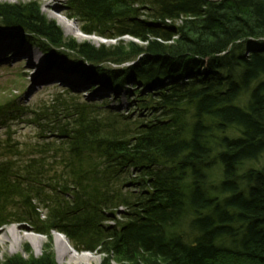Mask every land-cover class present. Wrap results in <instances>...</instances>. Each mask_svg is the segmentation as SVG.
<instances>
[{
    "label": "trees",
    "instance_id": "obj_1",
    "mask_svg": "<svg viewBox=\"0 0 264 264\" xmlns=\"http://www.w3.org/2000/svg\"><path fill=\"white\" fill-rule=\"evenodd\" d=\"M66 8L85 34L141 43L67 40L35 1L0 3V39L31 34L49 62L117 101L130 88L132 104L153 118L127 124L131 114L108 99L43 112L64 166L56 185L44 181L57 195L39 188L43 158L7 160L0 136V225L35 218L36 232L98 251L101 264H264V0H68ZM120 206L124 220L106 224ZM52 248L0 264H59Z\"/></svg>",
    "mask_w": 264,
    "mask_h": 264
},
{
    "label": "rangeland",
    "instance_id": "obj_2",
    "mask_svg": "<svg viewBox=\"0 0 264 264\" xmlns=\"http://www.w3.org/2000/svg\"><path fill=\"white\" fill-rule=\"evenodd\" d=\"M29 1L37 2L47 18L56 21L63 30L67 40L72 38L78 43L87 41L96 46L102 44L113 45L119 41L139 42L130 35L122 36L118 39H105L100 36L83 33L80 29L81 22L68 16L69 12L66 8L68 0H55L51 5L47 4L45 0H0V3H23ZM58 17H67L72 22H75L80 31L87 37L79 38L75 34L66 31L58 22ZM144 18L147 19V16ZM30 39H32L31 34L22 31L18 32L17 30H13V32H10V35L0 39V136L3 140L8 141L9 144L8 150L5 151V158L7 160L15 161L18 163L17 165H24L32 159L43 158L41 161H45L47 173L43 177L39 188L41 187L47 194H54L56 192L52 188L46 187L44 181H49L50 184L56 185L58 178H61L64 173V166L60 162V150L53 148L56 147V139L53 135H49L53 127L51 126L52 122H50V119L43 112L61 111L71 107L74 103L103 106L104 101L108 99L106 102L111 107H115L123 114H131V119L127 124H131L132 126H135L140 121L143 122L142 120L146 122L148 119H152L153 117L151 116L154 113L142 111L138 105L132 104L127 95V90H130V88L120 90V94L118 95L119 100L117 101L115 99L116 96H113L112 92L107 91L104 86H98L99 82H96L97 84L93 83L94 85L91 84L93 86L88 85L85 79L78 74L70 73L56 63L49 62L50 57L38 47L39 42L34 39V36V40L31 41ZM53 48L60 55L65 56L67 60L80 59L79 61L82 62L81 56L79 57L74 51L65 47ZM33 54L35 55V59L32 58ZM85 63L89 64L88 62ZM125 64L127 65L128 63L116 64L108 62L103 66L116 68L125 66ZM39 65L41 66L39 67ZM79 82L80 85H77ZM141 88V86L134 87L138 92V96L149 98L151 92H147L146 90L144 92L140 90ZM142 92H144L143 95H141ZM13 102L15 103V108L18 110L13 109V111H8L2 109L4 106L10 109L13 108ZM93 108L97 109L98 107ZM97 110L98 114L102 113V109ZM32 112H40V115L36 117ZM93 112L90 113V115L93 114L92 117L99 116L96 115V110L95 113ZM99 117L102 118V115ZM41 147L45 151H40L39 148ZM263 160L264 158L261 161ZM261 165V162L255 163L256 167H260ZM22 174L25 173L23 172ZM54 176L59 177L55 178ZM134 177L135 175H131L128 180ZM13 198L17 201L22 200L16 195ZM43 199H46V197H43ZM39 211L42 220L47 214V208L40 205ZM125 212H127L126 207L120 206L115 213V219L108 220L106 224L113 225L116 224L117 220H124L123 216ZM15 226L21 227L20 231L23 236L29 232L38 233L34 230L35 218L32 219V217L29 221H16L0 225V234L2 236L0 238V262H3L7 257L17 254L25 258L31 254L35 257H40L49 244H52V250L57 263H59V260L61 261L59 264H101L104 258V255L98 251H76L71 245L74 251L73 255L60 251L54 232L50 236L38 233L44 235L42 243L35 242L34 244L29 240H24L15 247L14 241L17 238L13 234ZM85 256L89 258H85Z\"/></svg>",
    "mask_w": 264,
    "mask_h": 264
},
{
    "label": "bare ground",
    "instance_id": "obj_3",
    "mask_svg": "<svg viewBox=\"0 0 264 264\" xmlns=\"http://www.w3.org/2000/svg\"><path fill=\"white\" fill-rule=\"evenodd\" d=\"M47 2V4L51 5L55 0H45ZM58 22L64 27V29L66 31H69L70 33H73L75 34L76 36H78L79 38H85L87 37L86 35H84L78 25L75 23V22H72L71 20H69L67 17H58ZM12 48H17V47H12ZM32 58L35 59V55L33 54L32 55ZM37 61V59H36ZM38 62V61H37ZM39 63V62H38ZM41 65H39L40 67ZM63 77V76H62ZM61 77V78H62ZM64 79V78H63ZM77 85H80V82L79 84ZM20 226H15L14 231H13V234L14 236H16V240L14 241V245L15 247L20 243V242H23L24 240H29L30 242H33L35 244L36 243H42L43 240H44V235L42 234H38V233H27L25 234L24 236L22 235L21 231H20ZM55 234V239H56V242H57V245L59 246V249L60 251H63L65 253H70V255L74 253V251L72 250L70 244H69V241L67 240V238L61 234V233H58V232H54ZM22 235V236H21ZM21 236V237H20ZM1 234H0V238H1ZM20 238V239H19ZM6 239H8V237H6ZM17 239H19V241H17ZM9 240V239H8ZM38 240V241H37ZM83 257V256H82ZM84 258V257H83ZM85 258H89L87 256H85ZM59 260V259H58ZM61 261L59 260V263Z\"/></svg>",
    "mask_w": 264,
    "mask_h": 264
}]
</instances>
